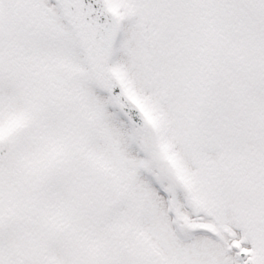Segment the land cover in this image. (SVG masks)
<instances>
[{"label":"snow or ice","instance_id":"snow-or-ice-1","mask_svg":"<svg viewBox=\"0 0 264 264\" xmlns=\"http://www.w3.org/2000/svg\"><path fill=\"white\" fill-rule=\"evenodd\" d=\"M0 264H264V0H0Z\"/></svg>","mask_w":264,"mask_h":264}]
</instances>
